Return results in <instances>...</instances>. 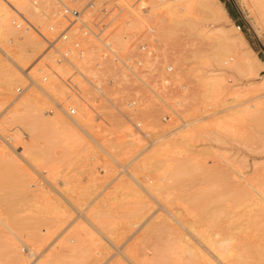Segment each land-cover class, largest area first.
<instances>
[{
	"label": "rangeland",
	"instance_id": "1",
	"mask_svg": "<svg viewBox=\"0 0 264 264\" xmlns=\"http://www.w3.org/2000/svg\"><path fill=\"white\" fill-rule=\"evenodd\" d=\"M144 1L148 2V0H144ZM220 1L222 2L223 7L226 9L227 14L229 15V17L231 19L230 22L232 24L240 26V27L238 26L239 31L241 32L242 36L244 37V39L246 41L245 48L251 49L252 50L251 53H253L256 57H258L264 64V28L258 22L256 14L249 8L248 4H249L250 0H220ZM52 2H51V6L49 8H45L44 6H43L44 10L41 8L43 12L40 9H37V11L34 12L35 14H37V12H38V14H39V15L37 14L38 17H35L38 20H36L35 18L31 19L32 17L30 18V20H28V18L26 19V17L24 16V13L22 11L17 12V14H19V13L21 14V15L19 14L17 16L20 18V20L22 18L23 21H27L33 27L34 31L37 32V30H39V31L46 32L48 35H50L51 31L48 30L47 26H48V24L54 22L55 17L57 15V7H56L55 3L53 2V4H52ZM157 3H158V1H157ZM38 4H39V1H38ZM46 9H47V11H46V13H44ZM228 10L230 11L231 15L228 13ZM13 12H15V11H13ZM148 12L151 13L150 10L148 11V8H146V9L143 7L141 8V10H140L141 14L140 15H142V17H143L141 19L143 21L141 23H143V24H141L142 28L140 27L135 31L137 34L143 33L148 25L153 26L155 24L156 18H155V15L153 16L154 11H152L151 14ZM127 13H128V11H122V17L123 18L121 21L116 22L117 25H119V26L127 25L125 20H126V18H129V15H130ZM145 14L147 17L145 16ZM202 15H204V16H202ZM202 15L196 11H193V14L191 15L190 19L192 22H194L195 28H193V31H192V29L191 30L188 29L190 32V35L187 36V34H186L187 30L184 32L183 31L184 29L183 30L180 29L178 34L176 35V37H174L173 39H168L166 42L164 41L163 45L158 46V45L152 44V46H153L152 57H146L145 58L146 64L150 68L151 67L153 69L156 68V72L158 73V75L160 77L165 76L166 78H168V80H169L168 86L165 88V92L163 93L164 98H165V100L170 98V100L168 99L169 101L167 100V102L168 103L170 102L169 104L171 106H175V108L179 109V112H181L182 116L183 115H184V117L188 116L186 114V110L192 112L191 115L189 116L190 118H192L194 115L197 116L199 114L204 115V114L211 113V115L205 117L202 120V124H203V126H201V128L203 127L202 131H199L200 128H198V129L196 128L197 131L194 132L193 130H191V129H193V125L180 126V128H179L178 125L180 123H176V124L175 123H162L160 120V116L164 111H166V108L158 100H156L152 96H150L146 93H143V92L132 91V89L129 88L130 84L128 85V82L119 84L118 88L121 92L119 91L118 94H114V96L118 98L120 107L123 110L127 109L124 106V103L128 98H133V97L137 98L138 104H140V105L137 106L135 110L130 112L132 115L131 118L140 120L143 127L149 131V134L151 137L150 142L159 136H161V137L163 136L162 138L170 137L171 134H172V136L175 137V141L177 140L175 143H172L173 144L172 146L170 144L167 146V150L169 148V152L166 150V147L164 148L166 151L164 149H162L163 153H161L162 151L160 153L163 154V156L162 155L159 156L160 155L159 154L156 157H152V158L147 157V159L150 158L152 160V161L149 160V162L151 161V165L156 160L155 158H158V160H160V162L162 164L166 161L165 164H163V165L167 164L168 168L171 164V166H170V168H171L172 165L176 164L177 162L183 161L182 158L185 157L186 153L188 152V148L190 147V149H191V147H192V150H194V152L192 153V156L195 158V160L199 164H201L202 167L207 166V169H205L206 172L201 171L203 173L202 174L199 171L200 175L195 176L196 178L192 179L191 180L192 182L190 180H185V181L181 180L179 183L176 182L178 184L174 183L175 186H171L169 188H163V192L161 191L162 193H160L158 196V198L159 197H161V198H159V199L157 198L158 199L157 202H156V200L150 198V196L146 195L142 190H137L138 192H135L131 189L124 190L123 193L125 194V197L123 196L124 198H122V195H124V194H122V190L119 189L121 187L119 184L120 183L119 180H123V182L128 183L129 181L126 182V180L129 179L131 173L133 175H135V177L137 178V181L141 180L140 183H143V184H145L144 182L147 183V181H148V183L150 181L152 182L156 178H159V181H164L163 177H161L162 175L158 174L155 177V175H156L155 173H153L151 171H147V169L150 168L151 165L149 163L150 167L149 166L147 167L148 164H146V161H148V160L145 159L146 157L145 158L141 157L144 155L146 150H145V152L138 154L139 151H141L150 142L146 143L140 137L131 136V135H133L132 133H130L132 131L131 125L123 117L116 114L112 109L107 107L105 103L96 102V101L94 102L93 96L91 94L87 95V97H89L88 101H89V103L93 104L102 113L104 123L95 122L92 112L90 110H88L86 108V106L81 101L79 102V100H78V104L77 103L75 104V102L77 101L76 99H74L72 97L68 98L67 90H65L66 88L59 82V80L54 76V74L57 73L60 75H65L69 71V68H68V66H66L67 67V68L65 67L66 70L65 69L63 70L61 68V71H60V67H63V65H65V63H61L56 59L57 55L55 54V52H53V50H51V49L46 48V45L41 40V38L36 34V32H34L31 29L25 30L22 26L18 27V24L15 25V27H13L16 30L13 29L11 31V33L14 31L12 35H11V33L5 32V34H4L5 36L2 37L4 39L1 38L2 42L5 40V46H7V47L10 46L9 48L15 49L16 48L15 46H17V42L19 45L21 43V46H22V47L20 46L21 48H23L25 46L24 47L25 49H23L25 51L24 55L25 56L29 55L28 56L29 58H28L27 62L25 63V65L29 66V75L32 74L33 76L32 75H30V76H32V78L34 77V79H37L39 81H41L40 80L41 76L46 75L47 76L46 80L41 81V83L44 85L47 84L48 81L51 82V84H52V80H53V84L52 85L50 84L51 87H49L50 85L48 84V87H46V88L49 90V89H53L52 86L55 87L53 91L49 90V92L52 95H54L55 100H59V101H61L60 103H63L65 105L71 104L74 106V108H75V106H80L82 104L81 105V109H83L82 114H81L79 107H78L77 111H79L81 116L83 118H85L84 122H87L85 124V127L89 130V132L94 134L93 136L95 137V139L100 144H102V145L104 144V146L105 145L110 146L111 143H114L115 145H117L116 142L120 141V143H121L122 139L128 138V137H131V138L133 137L132 138L133 141L131 140V141H129V143H127L125 145H123V144L117 145L118 147H115L113 149L114 151L111 149L113 154L116 155L115 156L116 161L111 160L107 155H105V153L102 152V150H100L99 148H97L98 146L94 142L88 140V138H86L80 130H78L77 128L75 130L74 129L75 126L73 124H71L70 122H68L69 125L67 126V128L68 129L70 128V132H72V134H73V132H74V134H78V133L82 134L83 136L78 134L80 139L77 138L78 136L76 137L77 139L73 138V136H72V137H70V139H69V137H67L65 139L62 138V141L64 139V142L67 139L66 142L69 141L68 143L59 142V141H61L60 138L63 136H61V137H60V135L57 136V134H55L53 131H51V134H52L51 135L49 133L50 132L49 127H48L49 132L47 135H44L43 137L38 136V138L35 139L36 138L35 135H40V134L34 133L35 135H33V134L31 135L30 133H27L26 131L28 129L26 130L24 125H26V123H28L29 120H31V119L33 120L35 118V116L38 115V113H40V111H41V113H42V111H44L45 112L44 114H47V115L52 114L54 112V109H55V108H53V109L49 110V108L51 107L52 101H50L43 94V92H40L39 89H36L34 87H29V90L27 89L26 93L27 94L31 93L33 96H35L34 97L35 101H37L39 99L37 101V104L36 105L35 104L29 105L27 108L26 107L25 108L20 107V110L17 112V114H18L17 117H20L21 118L20 120H22V121L19 122L18 120H16V118L13 117L15 122L10 121V120L5 122L6 119L7 120L11 119L9 117L11 115V113H9V115L8 114L6 115L7 111L10 109V106H6V105H8L10 98L12 97L11 95H16L17 94L16 89L19 87L23 88L24 84H27V80H26V76H24L25 74L23 75L21 73V76H24V77H22L23 82H24L23 85L21 83L20 84L15 83L16 85L14 84L13 85L14 87L12 86L11 94L7 98L3 97L5 95L2 93H4L5 90H3L4 83L2 84L1 82L2 81L4 82V80L7 79V78H5V75H6V77H8V75L4 73L5 69L3 67L0 68V103H1L0 104V118H1L0 119V146H2L4 149L3 150L2 147L0 148V214H1L0 216H1V218L3 217L2 219L4 221L7 219L8 214H6L7 212L5 213L6 208H8L9 213L13 214L14 212H11V211H13L14 209L11 210V207L14 208V205L12 203L15 202V203H18L16 206L17 210L15 209V214L19 215L17 217L19 219L24 218L25 222H28V223L30 222L31 225H33V226L36 225V226H34L35 230L36 231L39 230L37 234H39L41 236L40 237L41 241H39V243H38V241L35 242L33 240L34 238L33 239L28 238V236H26V232L23 230H19V232L16 233V234H18V236L20 235L19 237L22 238V240L26 241L29 244L31 243V246L34 247V252L31 254L34 255L35 262L40 257H43L44 254H46L47 252L51 253V252L55 251V253L52 254V257L55 260V261H53V264H71V263L76 264L75 260H76V258L79 257L78 256L79 253L84 251V252H82L83 253L82 258L80 259V257H79V260L81 261L80 264H132V263L133 264H163V263H165V264H186V261H188L187 264H191V263L196 264L197 261H198L197 264H204L203 263L204 259H202V257L201 258L196 257V259H192L190 261L189 260L190 258H188L187 254H183V253L179 254V252H172V251H170L171 253L170 252L168 253L169 255L167 254V256L164 258L165 260L157 258V256H156L157 251L161 247H163L165 245V243L166 244L170 243L168 241L170 239L172 240V237H176V236H178V234L179 235L186 234V233H184L186 230L183 231L181 228H180V230L177 228V231H174V232H172L169 229L166 230L167 228H164L166 230V232H165V230H162V228H161L162 224L161 223L167 221V216H168V215H166V212H164L162 208L165 209L168 207V211L169 212L171 211L170 212L171 214L176 215V216L178 215L179 219L183 220V222L185 220H187L184 222L185 226L187 228H188V226H187L188 224L191 225L193 223L192 227L189 225L190 229L186 228L187 230H191L192 228L197 227V229L199 231H204V228L206 227L205 230H207L209 232L210 231L209 228H211V230L213 232V230H215V229L218 231V229H220V228L223 229L225 227V228H229V229H224V231L227 230L225 232H228L231 236H236V239H235V237H234V239H235V242L237 244H238L239 237L241 239L243 238L245 240V242L248 241L251 243L261 244L262 246H261L260 251H258L259 252L258 254L256 253L257 251L254 252V250H253L250 253H248L245 257H246V261L248 264H254V262H255V264H258V263L264 264V252H263L264 250H262V248L264 246V238H263L264 236H262L264 234H262V233H264V232L259 234L262 236V237L260 236L261 239L258 235L257 236L255 235L256 233L258 234L259 231L260 232L262 230L264 231V221H261L260 223H258L261 225H258L257 223H255V225H253L254 226L253 229H252L253 226L246 227L247 229L245 228L243 230V234H240L239 230H237V229L235 230L234 227L232 228L231 226H234L236 223H240V221L244 222V220H242V219L246 218L245 214L248 212L247 208L245 209V207L243 208V206H236L233 208L234 212H236L237 215L243 213V212H241V210L242 211L246 210V213L245 212H244L245 214L243 213V216H245V217H243L241 215L242 217L240 216V218H238L239 222L236 220L237 222L235 221L236 223L233 222V224H232V223L227 222V220L229 221V220L233 219L232 217H229L228 219L225 218L226 221L223 217V218L218 220L219 222L215 221V222H217L215 224V223H211V221L209 220V218H210L209 216H208L209 218L206 216L208 218V220L206 219V217H201V218H200V216L195 217L196 215L199 214L198 209H200V208L194 207L195 205H193L189 201L190 197H188V196H191L189 194H194L193 191L203 189V187L205 188V186L209 182L219 181V179H220L219 177H217L215 179L212 178V181H210L211 179L208 180L209 182L206 180V179H209V177L211 178L212 176L216 177L217 174L214 172V170H216V169H214L216 167V165L220 164V167H218L219 165L217 166L218 168L216 167L220 171L223 168L225 169V170L223 169L221 171L222 174L224 172L226 173V172L230 171V173H228L226 175L227 177H230L233 174V172L231 173L230 167L228 165L227 166L229 168L227 166H224L225 163L223 161V158L225 156H226L225 158L227 160L233 162L235 167L238 168L237 170L241 171L240 173L244 177L246 176V178L251 179V180H256V181L258 179L261 180L264 177V96H260L256 99H252V100L249 99L252 96L258 95L260 93H264V87H262V86L260 87L258 85V83L260 81L259 77L264 75V68L262 67V68L258 69V71H257L258 76L257 75L251 76V75L245 74V72L239 71L233 64H231V62L233 60H229V63L225 62L226 59H231L233 57L232 54H225V55L222 54V56L221 55L220 56H221V59H223V60L222 61L217 60V58L214 56V52H216V50H215L216 44L214 43L215 41L212 40V37H214V35L216 36V34H215L216 32H214V29H216L215 27L218 24L216 22L213 23V21H211V20H207L209 15H206L205 13ZM149 17H151V18L149 19ZM203 17L204 18L206 17L205 18L206 20L202 19ZM33 20H35V21L32 22ZM117 25H116V27H117ZM7 27L8 26H6V28ZM153 27H155V26H153ZM197 29H202V30H208L209 29L211 31V37L207 38L206 40L200 39L199 37H197L194 34ZM129 30H130L129 31L130 33L133 32V29L131 27L129 28ZM212 32H214V33H212ZM155 33H156V30H155ZM31 35L33 37L30 39L29 37ZM27 41H29V43ZM131 42H132V38H128L124 47L121 49V51H123V50L127 51V49H128L127 45L130 44ZM36 43H38V45ZM35 44L38 47H36ZM61 45H62V43H58L55 45L56 46L55 48H58ZM96 45L98 46V44H96ZM97 46H95V44H91L89 47H87L84 50V53L81 56H79V57L75 56L76 58L73 57L75 60H77L76 64L77 65L79 64L80 65L79 67H81L82 69L91 70L94 62L99 58L100 51L98 53ZM35 48H37V49L35 50ZM91 48H93V49H91ZM88 50H90V51L93 50V51H91V54H93V55L88 54V52H89ZM86 51H88V52L85 53ZM194 52L196 54H193ZM22 54H23V51H22ZM0 57L2 58V60L4 59L1 62V64L6 63V64H4V66L5 65H11L10 63H7V60L5 58H3L1 52H0ZM185 57L187 59L188 68H191V70L195 69L194 73L191 74L189 78H185V76H182L181 78L171 79V77H170L171 73L175 72L180 67H182V68L186 67L184 64L179 66L180 65L179 62L181 61L182 58H185ZM74 59H73V62H74ZM28 63H29V65H28ZM178 63H179V65L177 66ZM58 64H59V66H58ZM167 65H170L172 67V70L170 72L165 71V67ZM32 66L34 68V71H33V69L30 71V68H32ZM101 67H102V73L105 76L111 77V78H115L117 76H120L123 78L121 71H119V69H117V66L114 67V65L111 64V62H109V61H108V63H107V61L103 62L101 64ZM182 68H180V69H182ZM1 69H3L4 71ZM207 69H212L216 73L221 75V78H222L221 85L223 87V92L221 95H219L220 97H218V98H214L215 94L210 93V95H208V97H207L208 101H207V98H205L204 100L202 99V101H201V97L198 96L199 95L198 92L200 90V85L196 82V78L194 77L195 76L194 74L201 73L202 71L207 70ZM37 73H40V74L37 75ZM60 87H63L64 90H63V88H61L62 90L59 89ZM182 87H184V88H182ZM6 88H7V85L5 84V89ZM107 90H109V89H107ZM186 90H188V91H186ZM35 91H36V93H35ZM107 92H108V95L111 94V92H109V91H107ZM174 92H175V97L173 94ZM187 92L189 93L190 99H186V102H182L180 104H177L175 100L180 99L181 97H184L186 94L188 95ZM36 94H38V95H36ZM180 94H181V96H180ZM64 95H65V97H64ZM235 96H237V97H235ZM147 97H149V98H147ZM221 97L224 99H227V100H229L231 98H235L233 102H237L238 103L237 106L240 109L239 114L237 113L238 115L233 117L234 120H232V121H234V122L230 126H225L222 122H220V124H218V122L221 121L222 119L217 120V124L213 120V118L217 115V114L215 115L213 113V111H215L216 108H222L223 107L221 105V101L219 100V98H221ZM71 100H76V101L73 102ZM85 101L87 102V100H85ZM203 102L204 103L206 102L207 103L206 105H208V106L204 105ZM203 105L206 106L204 113L199 110L200 107L202 109H204ZM144 106H145V108H147V111L150 112V116H152L150 119L145 118L147 111H144V109H145ZM24 109H26V110H24ZM36 109H38V111ZM194 110H195L196 114L193 113ZM2 111L3 112L5 111L4 112L5 114ZM1 114L3 115V117ZM25 114H27V116H25ZM218 114H220V113H218ZM5 117H6V119H5ZM82 117H81V119H82ZM13 119H11V120H13ZM2 120H3V122H2ZM120 121L124 124H120V123L116 124V122H120ZM13 122L18 123V124H14ZM22 122H25V123H22ZM21 127H23V128H21ZM29 127L30 126H28L26 128H29ZM176 127H177V129H176ZM198 127H200V126H198ZM173 128H175V129L172 130ZM21 129H22V131H21ZM46 130H47V128H46ZM126 131L128 132V134ZM75 132H77V133H75ZM15 133L16 134L18 133V136H15L16 135ZM129 133H130V135H129ZM7 134L12 135V137H13L12 141L9 140V137L7 138V136H8ZM31 136H34V138L31 139L32 138ZM187 136H188V139H186ZM180 137L185 140V143L187 141L186 145L184 143V140H182ZM30 139L32 140L33 146H36V147L40 146L39 148L43 149V151L46 152L45 157L43 156L44 159L43 158H40V159L37 158L38 162H39V160H40V162L39 163L37 162L38 164L37 163L34 164L37 167L36 168L37 173H36V171L33 170L32 166H29L30 164H32V162H30L29 157L27 158L28 155L24 152L25 155H27L26 156L27 160H29V162H30V164H29V162H27L29 165L26 163V160L24 159L25 157H23V155H20V154L18 155V153L16 152V151L23 150L25 147L29 148L31 146V142L29 141ZM70 141L72 144L70 143ZM7 142L14 145L15 148L13 147L12 149H15V150H11V147L7 146V144H8ZM74 142H77V143H74ZM16 143H17V146H16ZM59 143H61V144H59ZM19 144L21 145L20 146L21 148L18 146ZM23 145L25 147H22ZM83 145H84V147H83ZM33 146H32V148L36 149V147H33ZM38 147H37V149H39ZM105 147L110 151V149L107 146H105ZM186 147H188V148L186 149ZM16 148H17V150H16ZM45 149H48V150H45ZM204 150H205V152H204ZM86 151H87V153H86ZM182 151H184V152L182 153ZM178 152H179V154H178ZM206 152H207V154H206ZM216 152H218V153H216ZM12 155H13V157H11ZM46 156H47V158H46ZM217 156H219V157L216 159ZM133 158H134V160H133ZM210 158H212V159L210 160ZM23 159L25 160V162ZM136 159H138V160H136ZM143 159L145 160V163H144ZM47 162H48V164H51L52 169L50 168V170L51 171L53 170V172H51L49 170L48 166H46ZM213 162H214V164H213ZM142 163L146 164L147 169L145 168L144 165H143L144 169L142 168ZM256 163H258V164H256ZM11 164H14V165H11ZM18 164H20V165H18ZM53 164H55V167L53 166ZM221 165L223 168L221 167ZM49 167H50V165H49ZM108 167H109V169H107ZM210 168H211V170H209ZM145 169H146V171H145ZM200 169L204 170L203 168H200ZM44 170H46V171H44ZM227 170H229V171H227ZM38 171L41 174H39ZM91 172H93V173L91 174ZM127 172L128 173L130 172V173L128 174ZM209 172L211 173L209 176L203 177L205 175H208ZM213 173H215V174H213ZM142 174H143V176H142ZM258 174L259 175L261 174V175L259 176ZM92 176H94V177H92ZM222 177H223V175H222ZM255 177H257V178L255 179ZM45 178H46V180H44ZM144 180H146V181H144ZM260 180H258V181H260ZM182 181H183V183H182ZM166 183H170V181H168ZM20 184L21 185L23 184V185L21 186ZM93 184H94V186H93ZM26 185H27V187L24 190V192H22V194L18 193V191H15V190H17L16 188L25 187ZM117 186H120V187H117ZM37 188L41 191H42V189H44L46 191L45 193L44 192L43 193L45 194V196L49 195V197H50L48 199L49 201H53L52 198L55 197L56 199H54V201L52 202L51 205L55 206L56 208L63 205L62 207H59V208L61 210H63L62 208H64V213H63V211L62 212L59 211L58 215H57L56 212L59 209L56 210L55 207L51 206V208L52 207L55 208V210L53 212L52 211L53 208H52V210L50 207L48 208L49 203H50V202L47 203V200H46L48 196L47 197L43 196V197H45L46 201L44 199H42L43 201H41L40 197H39V199H40L39 200L37 196H39V194H41V193H39V194L37 193V192H39V190ZM55 188L57 189V192H56ZM197 188H199V189H197ZM116 189L120 190L121 195H119V193H118L119 191ZM114 190L117 192H115ZM220 190H221V187H218V189L216 191H220ZM63 191H64L65 196L62 194ZM169 192H171V194H168ZM13 193H15V196ZM34 193L38 194V195L36 194L37 200L34 199V201L36 200V202L38 201L40 203H38V202H37V204H36V202L34 203L32 197H31L33 194V198H34ZM59 193L62 194L61 196H64L63 199L66 198L65 200H67V201L62 200L61 196H60L61 198H59V196H58V195H60ZM137 193H140V195H141V200L139 199L140 203H139V200L137 198ZM115 194H117V195H115ZM97 196L100 198H98ZM68 198L72 201L71 203H70ZM187 198H189L188 201L186 200ZM60 199L62 202L65 201L64 204L61 203ZM178 199H180V200H178ZM55 201H57L56 205L54 203ZM95 201H96V203H95ZM159 201H161V202H159ZM90 202H91V204H90L91 207L95 206L97 210L100 209V211H102V214H97V217L101 218V219H99V218L98 219L100 220V222L102 220L103 226L99 222H96L93 220V225L95 224L94 228H93L91 223H90L91 224L90 225L87 220H85L82 216H80L78 214V211L79 210H85L84 208ZM137 202H138V204H136ZM169 203L171 205H169ZM190 203H191V205H188ZM205 203H204V206H205L206 210H209L214 206V205H212V206L208 207L209 202L207 201V204H205ZM40 204L41 205L43 204V205L41 206ZM58 204H62V205L58 206ZM97 204H99V205L96 206ZM39 205L41 207H39ZM74 205L77 208H74ZM102 205H104V206H102ZM161 205H164V206L160 207ZM192 206L194 208H192ZM9 207H10V210H9ZM65 207L68 211L65 210ZM91 207L88 205L87 208L90 209ZM144 207H146V209L148 207L149 210L147 209V212H146V209ZM87 208L85 210L86 212H87ZM195 208H198V209H195ZM74 209H76V210H74ZM185 209H186V211H185ZM190 209H192V210H190ZM193 209L198 210V211H196V213L197 212L198 213L196 214L195 211H193ZM165 210H167V209H165ZM106 211H107V213H105ZM68 212H69V214H67ZM27 213H29V214H27ZM66 214L68 215V217ZM106 214H109V215H106ZM157 214L161 215V216L158 215L159 219L157 217ZM59 215H60V217H58ZM100 215H102V216L106 215V216L102 217ZM21 216H24V217L21 218ZM163 216L166 218L165 221H163V219H162V218H164ZM75 219H78V220H75ZM155 219H157V220H155ZM223 219H224V221H222ZM103 220L105 222H103ZM140 220H141V222H140L141 224L139 223ZM168 220L170 223H173V222H171V220L169 218H168ZM189 220L191 222H189ZM186 222H188V223H186ZM212 222H214V221L212 220ZM1 224L2 223H0V248H1L0 249V264H7L8 263L7 260H9V257L7 254L8 248H7V245L5 246V244H6L7 240H9L10 235L12 237L11 239H15V238H13V235L8 233L6 227L1 225ZM156 224H160L161 227L159 226V228L156 229L155 227H153V225L155 226ZM210 225H214V226H210ZM255 226H258L259 228L255 227ZM69 228H71V229H69ZM194 229L197 230L196 228H194ZM143 230H145V231H143ZM254 230H257V231H254ZM97 231L99 233H97ZM169 231H171L172 233ZM224 231L222 230L223 233H224ZM248 231H249V233L251 231V233L249 235H245V234H248ZM177 232H179V233L177 234ZM233 233H234V235H232ZM251 235H254V237ZM151 237L153 238L154 241H152ZM251 237H253L254 239L253 238L251 239ZM255 237H256V240H255ZM257 239H260L259 241L260 242L262 241V243L255 242V241H258ZM15 241H16V239H15ZM155 243H156V245H155ZM39 244L41 247L39 246ZM151 245L153 247H151ZM18 246H19V244H18ZM154 246H157V247L155 248ZM5 248H6V251H5ZM71 248H75L76 252L70 251ZM77 248H79V249H77ZM151 249H153L152 251H154L155 254L153 252V255H151L152 254ZM49 250L50 251L53 250V251L49 252ZM118 251L119 252L121 251L120 255H119ZM123 251L126 253H124ZM59 252H61V253H59ZM113 252H114V254H113ZM73 253L74 254L76 253L74 256L75 259H72L73 255H74ZM54 254L57 255V258H56V255H54ZM58 254H60L59 257H58ZM26 255H27V260L23 264H32L31 257H29L28 254H26ZM154 255H155V257H153ZM179 255H180V257H178ZM206 255H208V254H206ZM153 258H155V260ZM184 258H186V261H184ZM198 258H200V259H198ZM227 258L228 257H226V259ZM94 259H96V260H94ZM166 259H168V260H166ZM139 261H140V263H139ZM153 261H156V263H154ZM216 262L212 261L213 264H217ZM205 264H208V262H205Z\"/></svg>",
	"mask_w": 264,
	"mask_h": 264
},
{
	"label": "bare ground",
	"instance_id": "2",
	"mask_svg": "<svg viewBox=\"0 0 264 264\" xmlns=\"http://www.w3.org/2000/svg\"><path fill=\"white\" fill-rule=\"evenodd\" d=\"M38 1H39V4H37V5H35L36 3H38ZM157 1H158V3H157ZM51 0H0V52H1V54H2V56H3V58H5L6 60H7V63H10L11 65H5L4 66V64H6V63H2L1 64V62L4 60H2V58L0 57V68L1 67H3L4 69H5V74H7L8 75V77H6V75H5V78H7V79H3L4 80V82L2 81L1 83L3 84L4 83V88H3V90H5L4 91V93H2V94H4L5 96H3V97H8L10 94H11V90H12V86L15 84V83H21L22 85H23V78L22 77H24L25 75L24 74H27V72L29 73V66H27V65H25V63L27 62V60H28V56L29 55H27V56H25L24 54V50L23 49H25L24 47L23 48H21L22 46H21V43H20V45L18 44V42H17V46H15L16 48L14 49H12V48H9V47H7V46H5V40L2 42L1 41V38L3 37V36H5L4 34H5V32H8V33H11V31L13 30V29H15V28H13V27H15V25H17L18 23H19V20H20V18L17 16V15H19V14H17V12H19V11H22L23 13H24V16L26 17V19L28 18V20H30V18L31 19H34L35 17H38V12H37V14H35L34 12L35 11H37V9H40L41 11H42V9L44 10V7L45 8H49L50 6H51ZM52 4H53V2H52ZM111 5H114V6H118V7H120V10L121 11H128V13L127 14H130L129 15V18H126V20H125V22H126V24L127 25H125V26H119V25H117V27H116V25H115V27L116 28H114L113 29V31H112V34H111V41H112V43H113V45L117 48V49H119V50H121L123 47H124V45H125V43H126V41H127V36H128V32L130 31L129 30V28L131 27L132 29H133V32L134 33H136L135 31L138 29V28H140L142 25L141 24H143V23H141V22H143L141 19L143 18L142 17V15H140L141 13H140V10H141V8L143 7V8H148V11L150 10L151 11V13H152V11H154L153 12V16L155 15V18H156V21H155V24L153 25V26H155V27H153L155 30H156V33H155V37H156V41H155V43L153 44V45H163V42L165 41H167L168 39H173L174 37H176V35L178 34V32H179V30L181 29V30H183L184 32L187 30V36L188 35H190V32H189V30L188 29H192V31H193V28H195V26H194V22H192L191 21V15L193 14V11H196V12H198V13H200L201 15L202 14H206V15H209V17L207 18V20H211V21H213V23L214 22H216L218 25V27L216 26L215 28L216 29H214V32H216L215 34H216V36L214 35V37H212V40L213 41H215L214 43L216 44L215 45V50H216V52H214V56L217 58V60H219V61H222L223 59H221V56H222V54H232L233 55V57L231 58V59H226L225 60V62L226 63H229V60H233L232 62H231V64H233L239 71H242V72H245V74H247V75H251V76H258V69L259 68H264V64H263V62L258 58V57H256L253 53H251L252 52V50L251 49H246L245 48V44H246V41H245V39H244V37L242 36V34H241V32L239 31V27H238V25H235V24H232L231 22H230V17H229V15L227 14V11H226V9L223 7V5H222V2L220 1V0H148V2L147 1H144V0H140V2L139 3H137V4H132L131 3V0H113L112 2H111ZM44 6V7H43ZM248 6H249V8L256 14V16H257V19H258V22L260 23V25H262V27L264 28V0H250L249 1V4H248ZM42 8V9H41ZM54 8V7H53ZM14 9V10H13ZM39 10V11H40ZM13 11H15V12H13ZM46 11H47V9L45 10V12L44 13H46ZM147 11V10H146ZM43 12V11H42ZM43 13V14H44ZM148 13H150V12H148ZM150 13V14H151ZM21 15V14H20ZM35 15V16H34ZM37 15V16H36ZM34 16V17H33ZM145 16H146V14H145ZM152 16V15H151ZM202 16H204V15H202ZM23 17V16H22ZM147 17V16H146ZM151 17H149V19H150ZM206 18V17H205ZM204 17L202 18V19H205ZM210 18V19H209ZM22 19V18H21ZM36 20H38L37 18H35ZM153 19V18H152ZM18 20V22H15V21H17ZM206 20V19H205ZM35 20H33L32 22H34ZM145 21V20H144ZM37 22V21H36ZM229 22V23H228ZM145 23V22H144ZM6 26H8L7 28H6ZM142 28V27H141ZM203 29V28H202ZM202 29H197L196 31H195V35L197 36V37H199L200 39H207V38H210L211 37V31L209 30H202ZM16 30V29H15ZM195 30V29H194ZM216 30V31H215ZM191 31V32H192ZM14 32V31H13ZM13 32L11 33V35L13 34ZM132 32V31H131ZM182 32V31H181ZM180 32V33H181ZM210 32V33H209ZM214 32H212V33H214ZM130 33V32H129ZM29 34V33H28ZM192 34V33H191ZM29 37V36H28ZM33 36L31 35L29 38L31 39ZM190 37V36H189ZM186 38V37H185ZM2 39H4V38H2ZM30 41V40H29ZM29 41H27L28 43H29ZM7 42V41H6ZM24 42V41H23ZM33 42V41H32ZM37 45H38V43H36ZM35 44V45H36ZM9 45V44H8ZM36 45V47H38ZM21 46V47H20ZM30 46V45H29ZM95 46H97L96 44H95ZM128 46V45H127ZM56 47V46H55ZM156 47V46H155ZM30 49V48H29ZM37 48H35V50H36ZM91 49H93V48H91ZM158 49V48H157ZM161 49V48H160ZM23 51V54H22V51ZM28 50V49H27ZM26 50V51H27ZM40 50V49H39ZM89 51V52H88ZM88 51H86L85 53H87L88 52V54H91V51H93V50H88ZM96 51V50H95ZM97 51H98V53H99V51H101L100 50V47L99 46H97ZM124 51V50H123ZM162 51V50H161ZM83 53H84V51H83ZM94 53V52H93ZM97 53V54H98ZM193 54H196L195 52L193 53ZM91 55H93V54H91ZM96 55V54H95ZM221 55V56H220ZM76 58V57H75ZM74 59V58H73ZM31 60V59H30ZM82 60V59H81ZM91 60V59H90ZM83 62V61H82ZM53 63V62H52ZM74 63L76 64L77 63V60H75L74 59ZM85 63V62H84ZM107 63H108V61H107ZM179 63H180V65H179ZM178 64H177V66L179 65V66H181V65H185L186 67H180V68H182V69H178V70H176L175 72H173V73H171L170 74V77H171V79H173V78H181L182 76H185V78H189L190 77V75L191 74H193L194 73V71H195V69H192L191 70V68H188V63H187V59H186V57L185 58H182L181 59V61L179 62ZM56 64V63H55ZM111 64H113V63H111ZM28 65H29V63H28ZM77 65V64H76ZM114 65V64H113ZM58 66H59V64H58ZM66 66H68V65H63V67H60V71H61V68L64 70L65 69V67ZM78 66H80L79 64H78ZM167 66H170V65H167ZM114 67H116L115 65H114ZM171 67V66H170ZM59 68V67H58ZM67 68V67H66ZM178 68V67H177ZM33 69V71H34V68H33V66H32V68H30V71ZM80 69H81V67H80ZM117 69H119V71H121V73H122V76H123V78H126V73L122 70V69H120V68H118L117 67ZM151 69H153L152 67H151ZM1 70H3V69H1ZM28 70V71H27ZM36 70V69H35ZM66 70V69H65ZM4 71V70H3ZM36 72V71H35ZM59 72V71H58ZM21 73L24 75V76H21ZM3 74V73H2ZM36 74V73H35ZM38 74H40V73H37V75ZM30 75H32V74H30ZM195 76V78H196V82L200 85V90H199V95L198 96H200L201 97V101H202V99L204 100L205 98H207L208 97V95H210V93H213V94H215L214 95V98H218V97H220L219 95H221L222 94V92H223V87H222V85H221V80H222V78H221V75L220 74H218V73H216L214 70H212V69H207V70H204V71H202L201 73H198V74H194ZM33 76V75H32ZM36 77V76H35ZM165 76H163V79H162V81L164 82V83H167L169 80H168V78H166ZM260 78V81H259V83H258V85L261 87H264V75H262V76H260L259 77ZM33 80H34V82L36 83V84H38V85H40V88H38L39 89V91L40 92H43V94L50 100V101H52V103H56V102H61V101H59V100H55L54 98V95H52L50 92H49V90H54V88L55 87H53L52 86V88L53 89H47L46 87H48V84L50 85L51 84V82H47V84H42L41 83V81H39V80H37V79H34V77H33ZM40 80H41V78H40ZM55 81V80H54ZM5 84L7 85V88L5 89ZM52 84H53V80H52ZM51 84V85H52ZM16 85V84H15ZM51 85L49 86V87H51ZM124 85V84H123ZM182 85V84H181ZM125 86V85H124ZM14 87V86H13ZM61 88H63V87H60L59 89H61ZM129 88H131V87H129ZM184 88V87H183ZM29 90V85H27V84H24V87H23V91L21 92V93H19V94H16V95H11L12 97L10 98V101H9V103H8V105H6V106H10V109L7 111V113H6V115L8 114L9 115V113H11V115L9 116L11 119H13V117L14 118H16V120H18L19 122L20 121H22V120H20L21 118L20 117H17L18 116V114H17V112L20 110V107H23V108H27L29 105H36L37 104V101L39 100H37V101H35V99H34V97L35 96H33L31 93L30 94H27L26 93V90ZM31 90V89H30ZM62 90V89H61ZM63 90H64V88H63ZM66 90V89H65ZM130 90V89H129ZM38 91V92H39ZM179 91V90H178ZM186 91H188V90H186ZM110 92V91H109ZM121 92V91H120ZM182 92V91H181ZM35 93H36V91H35ZM108 93V92H107ZM188 93V92H187ZM14 94V93H13ZM54 94V93H53ZM174 94V97H175V92L173 93ZM36 95H38V94H36ZM179 95V94H178ZM56 96V95H55ZM166 96V95H165ZM180 96H181V94H180ZM260 96H264V93H260V94H258V95H255V96H252V97H250L249 99H256V98H258V97H260ZM64 97H65V95H64ZM199 97V98H200ZM212 97V96H211ZM235 97H237V96H235ZM39 98V97H38ZM147 98H149V97H147ZM75 99V98H74ZM169 100H170V98H168ZM168 99H166L165 100V98H163V100L166 102V103H168L167 102V100ZM186 99H190V97H189V93H188V95L186 94L184 97H181L180 99H177V100H175L176 101V103L177 104H180V103H182V102H186ZM234 99L235 98H231V99H229V100H227V99H224V98H219V100L221 101V105L223 106L222 108H216L215 109V111H213V113L216 115L214 118H213V120L216 122V124H217V120H221V121H219L218 122V124H220V122H222L225 126H230V125H232V123L234 122V121H232V120H234V116H236V115H238L239 114V108H238V106H237V102H233L234 101ZM2 100V99H1ZM70 100V99H69ZM77 100V99H76ZM76 100H71V101H76ZM168 100V101H169ZM207 101H208V98H207ZM80 102V101H79ZM145 102V101H144ZM232 102V103H231ZM44 103V102H43ZM78 104V100L75 102V104ZM143 103V102H142ZM170 103V102H169ZM168 103V104H169ZM204 103V102H203ZM1 104V103H0ZM155 104V103H154ZM172 104V103H171ZM188 104V103H187ZM207 103L205 102L204 103V105H206ZM4 105V104H3ZM82 105V104H81ZM81 105L80 106H75V110L77 111V109H78V107H79V109H80V111H81V114H82V111H83V109H81ZM203 105V106H204ZM38 106V105H37ZM46 106V105H45ZM84 106V105H83ZM206 106H208V105H206ZM206 106H204V109H202L201 107H200V111L201 112H203L204 113V110H205V107ZM77 107V108H76ZM36 108V107H35ZM83 108V107H82ZM144 108H145V106H144ZM7 109V108H6ZM24 110H26V109H24ZM31 110V109H30ZM37 111H38V109H36ZM144 111H147V108H145L144 109ZM3 112V111H2ZM5 112V111H4ZM3 112V113H4ZM78 112V113H77ZM76 113H75V115L73 116V118H69L66 114H65V112L64 111H62L61 109H54V112L52 113V114H50V115H47V114H44L45 112L44 111H42V113H41V111H40V113H38V115H36L35 116V118L32 120H29V124L28 123H26V125H24V127H25V129L27 130L26 132L27 133H30L31 135L33 134V135H35L34 133H36V134H40V135H35V139H37L38 138V136L39 137H43L44 135H47L48 134V132H49V130H48V127L50 128V134H51V131H53L55 134H57V136L58 135H60V137L61 136H63V137H61L60 139H61V141H59V142H64V139L65 138H67V137H69V139H70V137H72L73 136V138H76L77 136H78V134H80V133H78V134H74V132H73V134H72V132H70V128L68 129L67 128V126L69 125V123L68 122H70L71 124H73L74 126H75V130H76V128L78 129V130H80L83 134H84V136L86 137V138H88V140H90V141H92V142H94L97 146V148H99L100 150H102V152H104L105 153V155H107L111 160H113V161H116V158H115V156L116 155H114L113 154V152L111 151V149L113 150L115 147H118L117 145H121V144H123V145H125V144H127V143H129V141H133V137L131 138V137H128V138H124V139H122L121 140V143H120V141L119 142H116L117 143V145H115L114 143H111V145L109 146V145H105V146H107L109 149H110V151L104 146V144L102 145V144H100L96 139H95V137L93 136L94 134L93 133H91V132H89V130L85 127V124L87 123V122H84V119L85 118H83L82 116H81V114L79 113V111H77ZM191 111H187L186 110V114L188 115V116H185L184 117V115L182 116L181 115V112H180V114H179V116L181 117V119H182V122L178 125V127L180 128V126H188V125H193V129H191V130H193L194 132L195 131H197L196 130V128L198 129V128H200V130L199 131H202V129H203V127L201 128V126H203V124H202V120L205 118V117H207V116H209V115H211V113H208V114H204V115H197V116H193L192 118H190L189 116L191 115ZM194 114H196L195 113V110H194V112H193ZM202 113V114H203ZM218 113H220V114H218ZM238 113V114H237ZM5 114V113H4ZM80 114V115H79ZM183 114V113H182ZM185 114V113H184ZM185 114V115H186ZM2 115V114H1ZM30 115V114H29ZM21 116V115H20ZM25 116H27V114H25ZM132 116V115H131ZM2 117H3V115H2ZM81 117H82V119H81ZM152 116H150V112H146V117L145 118H148V119H150ZM189 117V118H188ZM1 119V118H0ZM5 119H6V117H5ZM11 119H6L5 120V122L6 121H14L15 122V120L13 119V120H11ZM4 120V119H3ZM3 120H2V122H3ZM82 120V121H81ZM108 120V119H107ZM86 121V120H85ZM259 121V120H258ZM13 122V123H14ZM84 122V123H83ZM9 123V122H8ZM22 123H25V122H22ZM124 124V123H122L121 121L120 122H116V124ZM221 123V124H222ZM14 124H18V123H14ZM20 125V124H19ZM30 126L29 128H26V127H28V126ZM21 126V125H20ZM88 126V125H87ZM123 126V125H122ZM198 126H200V127H198ZM21 128H23V127H21ZM46 128H47V130H46ZM89 128V127H88ZM73 129V130H74ZM90 129V128H89ZM175 128H173L172 130H174ZM176 129H177V127H176ZM24 130V129H23ZM46 130V131H45ZM77 130V131H78ZM171 130V131H172ZM21 131H22V129H21ZM170 131V132H171ZM79 132V131H78ZM127 132V131H126ZM173 132V131H172ZM46 133V134H45ZM75 133H77V132H75ZM107 133V132H106ZM130 133H132V132H130ZM130 133H129V135H130ZM14 134V133H13ZM16 134V133H15ZM29 134V135H30ZM49 134V135H50ZM127 134H128V132H127ZM133 134V133H132ZM197 134V133H196ZM200 134V133H199ZM8 136H7V138L9 137V140H11L12 141V139H13V137H12V135H9V134H7ZM52 135V134H51ZM80 135H82V134H80ZM15 136H18V133L15 135ZM83 136V135H82ZM131 136H133V135H131ZM171 136H172V134H171ZM166 137V138H162L161 136H159V137H157V138H155L153 141H151L148 145H146L141 151H139V153L138 154H140V153H142V152H145V150H146V152L144 153V155L143 156H141L142 158H145V159H147V157H156V156H158L159 154V156H163V154H161V153H163V151H162V149H164L165 147H166V150H167V146L170 144L171 146L173 145L172 143H175L176 141H175V137L174 136H172V137ZM32 138L31 139H33L34 138V136H31ZM49 137V136H48ZM81 137V136H80ZM47 138V137H46ZM53 138V137H52ZM62 138H64L63 139V141H62ZM77 138H79V136L77 137ZM76 138V139H77ZM181 138V137H180ZM5 139V138H4ZM15 139V138H14ZM29 140L30 142H31V146L29 147V148H27V147H25L24 145L22 146V147H25L23 150H20V151H16L17 153H18V155L20 154V155H23V157H25L24 159L26 160V163L27 162H29V160H30V162H32V164H30V162H29V166H32V168H33V170L34 171H36V166L34 165L35 163H37L38 162V159L37 158H43L44 159V157H45V151H43V149H40L38 146V148L39 149H37V147L36 146H33V144H32V140ZM72 139V138H71ZM80 139V138H79ZM78 139V140H79ZM182 140H184L183 138H181ZM186 139H188V136H187V138ZM7 140V139H6ZM67 140V139H66ZM66 140H65V142H66ZM77 140V141H78ZM83 140V139H82ZM180 140V139H179ZM181 140V141H182ZM104 141V140H103ZM107 141V140H106ZM109 141V140H108ZM6 142V141H5ZM17 142V141H16ZM64 142V143H65ZM69 141H67L66 143H68ZM111 142V141H110ZM8 144H7V146L8 147H11V150H15V149H12L13 147H14V145H12V144H10L9 142H7ZM70 143H71V141H70ZM74 143H77V142H74ZM86 143V142H85ZM105 143V142H104ZM184 143H185V140H184ZM186 143H187V141H186ZM186 143H185V145H186ZM14 144V143H13ZM59 144H61V143H59ZM72 144V143H71ZM177 144V143H176ZM175 144V145H176ZM41 145V144H40ZM69 145V144H68ZM67 145V146H68ZM181 145V144H180ZM16 146H17V143H16ZM19 147L21 146L20 144L18 145ZM32 146L33 147H36V149H34V148H32ZM62 146V145H61ZM73 146V145H72ZM170 146V147H171ZM2 146H0V148H1ZM70 147V146H69ZM68 147V148H69ZM83 147H84V145H83ZM189 147V146H188ZM188 147H186V149L188 148ZM15 148V147H14ZM21 148V147H20ZM67 148V149H68ZM76 148V147H75ZM79 148V147H78ZM77 148V149H78ZM174 148V147H173ZM2 149H3V147H2ZM172 149V148H171ZM194 149V148H193ZM4 150V149H3ZM16 150H17V148H16ZM19 150V149H18ZM45 150H48V149H45ZM165 150V149H164ZM165 150V151H166ZM174 150V149H173ZM196 150V149H195ZM51 151V150H50ZM71 151V150H70ZM76 151V150H75ZM97 151V150H96ZM114 151V150H113ZM162 151V152H161ZM168 152H169V148H168V150H167ZM186 151V150H185ZM209 151V150H208ZM15 152V151H14ZM28 155H25V153ZM82 152V151H81ZM91 152V151H90ZM161 152V153H160ZM184 151H182V153H183ZM187 152V151H186ZM194 152V150H192V147H191V149H190V147L188 148V152L186 153V155H185V157L184 158H182L183 159V161H181V162H177L176 164H174V165H172V167L170 168V166H171V164H170V166H169V168H168V166H167V164L166 165H163V164H165V162L162 164L161 162H160V160H158V158H155L156 160L154 161V163H152V165H151V159L149 158V159H147L148 161H146V164H148L147 165V167L149 166L150 167V165H151V167L150 168H146V164H143L142 163V168H143V165L145 166V168L147 169V171H151V172H153V173H155L156 175H155V177L158 175V174H160V175H162L161 177H163V179H164V181H159V178H156L154 181H150L149 183H148V181H147V183L146 182H144L145 184H143V183H140V181H137V178L135 177V175H133L132 173H131V175H130V177H129V179L128 180H126V182H128V183H125V182H123V180H119V184H120V186H117V187H120L119 189H121L122 190V194H124L123 192H124V190H129V189H131V190H133V191H135V192H138L137 190H142L146 195H148V196H150V198H152V199H154V200H156V202L158 201V199L159 198H161V197H159L158 198V196H159V194L160 193H162L163 192V188H169V187H171V186H175L174 185V183L175 184H178L181 180H183V181H185V180H192V179H194V178H196L195 176H199L200 174H199V171L201 172V171H205V169H207V166L206 167H202V165L201 164H199L196 160H195V158L192 156V153ZM202 152V151H201ZM204 152H205V150H204ZM9 153V152H8ZM23 153V154H22ZM86 153H87V151H86ZM165 153V152H164ZM216 153H218V152H216ZM220 153V152H219ZM65 154V153H64ZM173 154V153H172ZM178 154H179V152H178ZM206 154H207V152H206ZM214 154V153H213ZM222 154V153H221ZM10 155V154H9ZM47 155V154H46ZM49 155V154H48ZM216 155V154H215ZM26 156H27V158L29 157V160H27V158H26ZM37 156V157H36ZM44 156V157H43ZM138 156V155H137ZM213 156V155H212ZM11 157H13V155L11 156ZM22 157V156H21ZM136 157V156H135ZM134 157V158H135ZM178 157V156H177ZM219 156H217L216 157V159L218 158ZM224 157V156H223ZM226 157V156H225ZM223 158V161H224V163H225V165L224 166H229L230 167V170H231V173L233 172V174L230 176V177H227L226 175L228 174V173H230V171L229 170H227V171H229V172H224L223 174H222V170L224 169L223 167H222V165H221V167L223 168V169H221V171L219 170V169H217L218 167H220V164H218V165H216V167L214 168V169H216V170H214V172L217 174L216 175V177H214V176H212L211 178L209 177V179H206L207 181L208 180H210V181H212V178H217V177H219L220 179H219V181H215V182H207L208 184L205 186V188L203 187V189H199V188H197V189H199V190H196V191H193V193L194 194H189V195H191V196H188V197H190V199L189 198H187L186 200L188 201V199H189V201L193 204V205H195L194 207H199L200 209H198V208H195V209H198V210H195V209H193V211H195V213H196V211H198L199 212V214L198 215H196L195 217H198V216H200V218L201 217H208L209 218V220L211 221V223H217V222H215V221H218L219 219H221V218H223L224 217V219L226 218V219H228L229 217H232L233 219H231V220H227V222H229V223H232L233 224V222H235L236 220L238 221V218H240V216L242 215L243 216V213L245 212L246 213V210L244 211H242L241 209V212H243V213H241V214H236V212H234V210H233V208L234 207H236V206H243V208L245 207V209L247 208L248 210V212L245 214L246 215V218L245 219H242V220H244V222H241L240 221V223H236L234 226H231L232 228L234 227V229L236 230H239V232H240V234H243V230L246 228V227H249V226H253V225H255V223H260L261 221H264V177L260 180V179H258V180H260V181H256V180H251V179H248V178H246V176L244 177L240 172L241 171H238L237 169L238 168H236L235 167V165L233 164V162H231V161H229V160H227L226 158ZM46 158H47V156H46ZM134 158H133V160H134ZM139 158V157H138ZM213 158V157H212ZM212 158H210V160L212 159ZM23 159V160H24ZM50 159V158H49ZM162 159V158H161ZM173 159V158H172ZM200 159V158H199ZM215 159V158H214ZM222 159V158H221ZM17 160V159H16ZM25 160H24V162H25ZM132 160V159H131ZM136 160H138V159H136ZM144 160V159H143ZM149 160H151L150 162H149ZM163 160V159H162ZM209 160V159H208ZM220 160V159H219ZM8 161V160H7ZM44 161V160H43ZM39 162H40V160H39ZM38 162V163H39ZM76 162V161H75ZM134 162V161H133ZM148 162V163H147ZM168 162V161H167ZM19 163V162H18ZM37 163V164H38ZM50 163V162H49ZM144 163H145V160H144ZM149 163H150V165H149ZM223 163V164H224ZM207 164V163H206ZM213 164H214V162H213ZM216 164V163H215ZM256 164H258V163H256ZM11 165H14V164H11ZM18 165H20V164H18ZM49 165H50V167H49ZM169 165V164H168ZM46 166H48V168H49V170H50V168H51V164H48V162H47V165ZM53 166L55 167V164H53ZM204 166V165H203ZM227 166V167H228ZM94 167V166H93ZM228 167V168H229ZM200 168H203L204 170H201ZM52 169V168H51ZM106 169V168H105ZM107 169H109V167L107 168ZM144 169V168H143ZM142 169V170H143ZM146 169H145V171H146ZM200 169V170H199ZM209 170H211V168L209 169ZM225 170V169H224ZM14 171V170H13ZM26 171V170H25ZM44 171H46V170H44ZM51 171V170H50ZM259 171V170H258ZM257 171V172H258ZM51 172H53V170L51 171ZM50 172V173H51ZM206 172V171H205ZM208 172V171H207ZM211 172V171H210ZM209 172V174L208 175H205V176H203V177H206V176H209L211 173ZM36 173H37V171H36ZM38 173L39 174H41L39 171H38ZM86 173V172H85ZM93 172H91V174H92ZM128 173V172H127ZM130 173V172H129ZM128 173V174H129ZM150 173V172H149ZM196 173V174H195ZM202 173V172H201ZM215 173H213V174H215ZM28 174V173H27ZM126 174V173H125ZM127 174V175H128ZM152 174V173H151ZM195 174V175H194ZM203 174V173H202ZM225 174V175H224ZM45 175V174H44ZM119 175V174H118ZM133 175V176H132ZM222 175H223V177H222ZM259 175V174H258ZM261 175V174H260ZM259 175V176H260ZM81 176V175H80ZM142 176H143V174H142ZM229 176V175H228ZM251 176V175H250ZM92 177H94V176H92ZM147 177V176H146ZM160 177V176H159ZM202 177V178H203ZM12 178V177H11ZM75 178V177H74ZM208 178V177H207ZM257 177H255V179H256ZM43 179V178H42ZM204 179V178H203ZM44 180H46V178L44 179ZM125 180V179H124ZM152 180V179H151ZM201 180V179H200ZM205 180V179H204ZM203 180V181H204ZM221 180V181H220ZM144 181H146V180H144ZM168 181H170V183H166V182H168ZM183 181H182V183H183ZM48 182V181H47ZM66 182V181H65ZM64 182V183H65ZM79 182V181H78ZM176 182H178V183H176ZM192 182V181H191ZM206 182V181H205ZM30 183V182H29ZM50 183V182H49ZM111 183V182H110ZM21 185V184H20ZM19 185V186H20ZM23 185V184H22ZM21 185V186H22ZM25 185V184H24ZM28 185V184H27ZM27 185L25 186V187H19V188H16L17 190H15V191H18V193H20V194H22V192H24V190L26 189V187H27ZM66 185V184H65ZM96 185V184H95ZM115 185V184H114ZM92 186V185H91ZM93 186H94V184H93ZM113 186V185H112ZM111 186V187H112ZM116 186V185H115ZM194 186V185H193ZM201 186V185H200ZM199 186V187H200ZM16 187V186H15ZM18 187V186H17ZM195 187V186H194ZM218 187H221V190L220 191H216L217 189H218ZM114 188V187H113ZM7 189V188H6ZM38 189V188H37ZM47 189V188H46ZM56 189V188H55ZM183 189V188H182ZM28 190V189H27ZM39 190V189H38ZM44 189H42V191L41 190H39V192H37L38 194L39 193H41V194H39V196H37L35 193H34V198H33V194H32V199H33V201H34V199H36L37 200V197H38V199H39V197L41 198V201H43L42 199H44L45 200V197H47V203L48 202H50L49 203V206H48V208L50 207L51 208V206H53V205H51L52 204V202L54 201V199H56L55 197L54 198H52V200L53 201H49L48 199L50 198L49 197V195H47V196H45V190L43 191ZM65 190V189H64ZM102 190V189H101ZM116 190H118V189H116ZM167 190V189H166ZM223 190V191H222ZM70 191V190H69ZM115 191V190H114ZM119 192V195H121L120 194V190H118ZM162 191V192H161ZM177 191V190H176ZM44 192V193H43ZM56 192H57V189H56ZM61 192V191H60ZM71 192V191H70ZM115 192H117V191H115ZM182 192V191H181ZM166 193V192H165ZM191 193V192H190ZM14 194V196H15V193H13ZM24 194V193H23ZM44 194V195H43ZM60 194V193H59ZM63 195H64V191H63V193H62ZM62 194H60V195H58L59 196V198H61L62 200H65V199H63L64 198V196H61ZM107 194V193H106ZM168 194H171V192H169ZM69 195V194H68ZM67 195V196H68ZM94 195V194H93ZM108 195V194H107ZM115 195H117V194H115ZM145 195V196H146ZM187 195V194H186ZM29 196V195H28ZM37 196V197H36ZM43 196H45V197H43ZM54 196V195H53ZM61 196V197H60ZM72 196V195H71ZM125 197V194L124 195H122V198H124ZM168 196V195H167ZM43 197V198H42ZM98 197V196H97ZM134 197V196H133ZM27 198V197H26ZM72 198V197H71ZM96 198V197H95ZM98 198H100V197H98ZM137 198H138V200L140 199L141 200V195H140V193H137ZM145 198V197H144ZM158 198V199H157ZM165 198V197H164ZM171 198V197H170ZM225 198V199H224ZM29 199V198H28ZM31 199V198H30ZM31 199V200H32ZM61 199H60V201H61ZM69 199V198H68ZM110 199V198H109ZM36 200L34 201V203L36 202ZM40 200V199H39ZM45 200V201H46ZM120 200V199H119ZM140 200H139V203H140ZM178 200H180V199H178ZM44 201V202H45ZM65 201H67V200H65ZM64 201V202H65ZM69 201H70V203L72 202L70 199H69ZM207 201L209 202L208 203V207H210V206H212V205H214L211 209H209L208 207V209L209 210H206L205 209V206H204V203L205 204H207ZM221 201V202H220ZM38 202V201H37ZM37 202H36V204H37ZM64 202H62L61 201V203L62 204H64ZM92 202V201H91ZM91 202L90 203H88V205L91 207ZM155 202V201H154ZM159 202H161V201H159ZM171 202V201H170ZM211 202V203H210ZM223 202V203H222ZM8 203V202H7ZM27 203V202H26ZM38 203H40V202H38ZM42 203V202H41ZM55 203V205L57 204V201H55L54 202ZM95 203H96V201H95ZM106 203V202H105ZM125 203V202H124ZM191 203L190 204H188V205H191ZM214 203V204H213ZM13 205H14V208H12L10 205V207H11V210H13V211H11V212H14L13 214L12 213H9L8 212V208H6V210H5V213L6 214H8V216H7V219L4 221L2 218H1V216H0V223H2L1 225H3V226H5L6 227V229H7V231H8V233H10V234H12L13 235V238H15L16 239V241H15V239H11L12 237H11V235H10V237H9V240H7V242H6V244H5V246L7 245V248H8V250H7V254H8V257H9V260H7V264H23V263H25V261L27 260V255L25 254V253H23V251L21 250L22 249V246L23 245H27L28 246V248L30 249V251H31V253H33L34 252V247L33 246H31V243L29 244V243H27L26 241H24V240H22V238H20L19 236H18V234H16L17 232H19V230H23V231H25L26 232V236H28V238H31V239H33L35 242H37L38 241V243H39V241H41V236L39 235V234H37L38 233V231H36L35 230V227L34 226H36V225H31V223L29 222H25V220H24V216H21V218H23V219H19L17 216H19V215H16L15 214V209L17 210V204L18 203H12ZM11 204V205H12ZM62 204H58V206L59 205H62ZM102 204V203H101ZM107 204V203H106ZM136 204H138V202L136 203ZM162 204V203H161ZM211 204V205H210ZM41 205V204H40ZM39 205V207H41ZM71 205V204H70ZM78 205V204H77ZM88 205H86V207L84 208L85 210H86V208L88 207ZM99 204H97L96 206H98ZM108 205V204H107ZM165 205V204H164ZM164 205H161L160 207H162V206H164ZM169 205H171L170 203H169ZM63 206V205H62ZM62 206H59V207H62ZM66 206V205H65ZM102 206H104V205H102ZM159 206V205H158ZM168 206V205H167ZM10 207H9V210H10ZM16 207V208H15ZM38 207V208H39ZM53 207H55V206H53ZM52 207V208H53ZM56 208V210L57 209H59L56 213H57V215H58V212L60 211V212H62L63 211V213H64V208H62L63 210H61L60 208ZM107 207V206H106ZM166 207V206H165ZM193 206H192V208H194ZM37 208V207H36ZM47 208V209H48ZM52 208H51V210H52ZM55 208H53V212H54V210H55ZM74 208H77L75 205H74ZM145 209H146V207H144ZM154 208V207H153ZM242 208V209H243ZM41 209V208H40ZM147 209H148V207H147ZM147 209H146V212H147ZM163 209V211L164 212H166V215H168L167 216V221H165L166 220V218L164 219V218H162L163 219V221H165V222H163V223H161L162 224V227L160 226V224H156L155 226L153 225V227H155L156 229L157 228H159V226L162 228V230H165L164 228H167L166 230H171L172 232H174V231H177V228L180 230V228L184 231V230H186L184 233H186V234H182V235H179L178 233L179 232H177V234H178V236H176V237H172V240L170 239H168L169 241L168 242H170V243H165V245L163 246V247H161L158 251H157V253H156V256H157V258H160V259H164L166 256H167V254L170 252V251H172V252H179V254L180 253H183V254H187V256H188V258H190L189 260L191 261L192 259H196V257H202V259H204V261L205 262H208V264H211L212 263V261L213 262H216L217 264H248L247 263V261H246V255L248 254V253H250L251 251H253L254 250V252H256L257 254L259 253L258 251H260V249H261V244H257V243H251V242H245V240L242 238H240L239 237V239H238V244L235 242V239H236V236H231L228 232H225V231H227V230H225L224 231V229H229V228H223V229H218V231L216 230H213V232H212V230H211V228H209L210 229V231L208 232L207 230H205L206 229V227L204 228V231H199L198 229H197V227H194V228H196L197 230H195L194 228H192L191 230H187V229H190V227H189V225L190 224H188L187 226H188V228L185 226V221H187V220H185L184 222H183V220H180L179 219V216L177 215H173V214H171L169 211H168V207L167 208H165V209H167V210H165L164 208H162ZM170 209V208H169ZM3 210V209H2ZM38 210V209H37ZM65 210H67L66 209V207H65ZM74 210H76V209H74ZM78 210V209H77ZM85 210H79L78 211V214L80 215V216H82L85 220H87L88 222H89V224L91 223L92 224V226H93V228H94V225H93V220L94 221H96V222H99L100 224H102V220H101V222H100V220L99 219H101V218H99V217H97V214H102V211H100V209L99 210H97L96 209V207L94 206V207H91L90 209H88L87 208V212L85 211ZM134 210V209H133ZM149 210V209H148ZM190 210H192V209H190ZM68 211V210H67ZM66 211V212H67ZM185 211H186V209H185ZM239 211V210H238ZM52 212V213H53ZM104 212V211H103ZM180 212V211H179ZM197 212V213H198ZM240 212V211H239ZM18 213V212H17ZM48 213V212H47ZM46 213V214H47ZM105 213H107V211L105 212ZM173 213V212H172ZM176 213V212H175ZM174 213V214H175ZM196 213V214H197ZM238 213V212H237ZM15 214V215H14ZM27 214H29V213H27ZM37 214V213H36ZM49 214V213H48ZM67 214H69V212L67 213ZM66 214V215H67ZM104 214V213H103ZM1 215V214H0ZM14 215V216H13ZM61 215V214H60ZM60 215L58 216V217H60ZM106 215H109V214H106ZM106 215H100V216H102V217H104V216H106ZM135 215V214H134ZM159 214H157V217H158V219H159V216H161V215H159ZM164 215V214H163ZM165 215V216H166ZM189 215V214H188ZM16 216V217H15ZM65 216V215H64ZM63 216V217H64ZM73 216V215H72ZM150 216V215H149ZM156 216V215H155ZM194 216V215H193ZM241 216V217H242ZM6 217V216H5ZM62 217V216H61ZM67 217H68V215H67ZM154 217V216H153ZM156 217V218H157ZM178 217V218H177ZM186 217V216H185ZM206 217V219L208 220V218ZM243 217H245V216H243ZM26 218V217H25ZM71 218V217H70ZM99 218V219H98ZM138 218V217H137ZM168 218L171 220V222H173V223H170L169 222V220H168ZM205 219V218H204ZM224 219L222 220V221H224ZM226 219H225V221H226ZM75 220H78V219H75ZM155 220H157V219H155ZM201 220V219H200ZM212 220L214 221V222H212ZM138 221V220H137ZM35 222V221H34ZM39 222V221H38ZM37 222V223H38ZM103 222H105L104 220H103ZM133 222V221H132ZM141 222V220L139 221V223ZM169 222V223H168ZM189 222H191L190 220H189ZM219 222V221H218ZM226 222V223H227ZM239 222V221H238ZM41 223V222H40ZM186 223H188V222H186ZM90 224V225H91ZM141 224V223H140ZM207 224V223H206ZM205 224V225H206ZM219 224V223H218ZM256 224V225H257ZM263 224V223H262ZM39 225V224H38ZM105 225V224H104ZM112 225V224H111ZM258 225H261V224H258ZM102 226H103V224H102ZM191 227L193 226V223L190 225ZM196 226V225H195ZM210 226H214V225H210ZM216 226V225H215ZM226 226V225H225ZM52 227V226H51ZM68 227V226H67ZM96 227V226H95ZM136 227V226H135ZM230 227V226H229ZM230 227V228H231ZM255 227H258V226H255ZM48 228V227H47ZM187 228V229H186ZM207 228V229H208ZM231 228V229H232ZM251 228V227H250ZM254 228V226L252 227V229ZM259 228V227H258ZM5 229V230H6ZM46 229V228H45ZM67 229V228H66ZM69 229H71V228H69ZM97 229V228H96ZM99 229V228H98ZM110 229V228H109ZM113 229V228H112ZM208 229V230H209ZM214 229V228H213ZM247 229V228H246ZM251 229V230H252ZM18 230V231H17ZM47 230V229H46ZM63 230V229H62ZM139 230V229H138ZM147 230V229H146ZM166 230H165V232H166ZM178 230V231H179ZM222 230L224 231V233L222 232ZM259 230V229H258ZM48 231V230H47ZM99 231V230H98ZM97 231V233H99ZM143 231H145V230H143ZM171 231H169V232H171ZM254 231H257V230H254ZM85 232V231H84ZM163 232V231H162ZM171 232V233H172ZM223 234H222V233ZM234 232V231H233ZM246 232V231H245ZM260 232V231H259ZM258 232V234L256 233H254L256 236L258 235L259 237L261 236V235H259V234H261L262 232H264L263 230L259 233ZM40 233V232H39ZM48 233V232H47ZM66 233V232H65ZM142 233V232H141ZM247 233V232H246ZM250 233H251V231H250ZM249 233V231H248V234H245V235H249L250 234ZM20 234V233H19ZM51 234V233H50ZM102 234V233H101ZM134 234V233H133ZM176 234V235H177ZM253 234V233H252ZM262 234H264V233H262ZM145 235V234H144ZM149 235V234H148ZM165 235V234H164ZM171 235V234H170ZM232 235H234V233L232 234ZM236 235V234H235ZM58 236V235H57ZM251 236H253L254 237V235H251ZM262 236H264V235H262ZM261 236V237H262ZM141 237V236H140ZM148 237V236H147ZM150 237V236H149ZM153 237V236H152ZM151 237V238H152ZM164 237V236H163ZM234 237H235V239H234ZM253 237H251V239L253 238ZM261 237H260V239H261ZM55 238V237H54ZM70 238V237H69ZM135 238V237H134ZM249 238V237H248ZM264 238V237H263ZM262 238V239H263ZM93 239V238H92ZM99 239V238H98ZM106 239V238H105ZM148 239V238H147ZM166 239V238H165ZM241 239V240H240ZM254 239V238H253ZM260 239H257L258 241H255V242H259V243H262V241L260 242L259 240ZM117 240V239H116ZM157 240V239H156ZM255 240H256V237H255ZM108 241V240H107ZM152 241H154L153 240V238H152ZM83 242V241H82ZM41 243V242H40ZM74 243V242H73ZM85 243V242H84ZM89 243V242H88ZM116 243V242H115ZM18 244H19V246H18ZM37 244V243H36ZM82 244V243H81ZM138 244V243H137ZM142 244V243H141ZM106 245V244H105ZM155 245H156V243H155ZM39 246H40V244H39ZM76 246V245H75ZM41 247V246H40ZM151 247H153L152 245H151ZM155 248L157 247V246H154ZM85 248V247H84ZM116 248V247H115ZM138 248V247H137ZM1 249V248H0ZM77 249H79V248H77ZM82 249V248H81ZM121 249V248H120ZM124 249V248H123ZM154 249V248H153ZM153 249H151V251L153 250ZM262 250H264V246H263V248H262ZM5 251H6V248H5ZM51 251H53V250H51ZM50 250H49V252H51ZM58 251V250H57ZM60 251V250H59ZM70 251H72V252H76V249L75 248H71V250ZM79 251V250H78ZM138 251V250H137ZM82 252H84V251H82ZM79 253V257H80V259L82 258V255H83V253ZM119 252V251H118ZM121 252V251H120ZM120 252H119V255H120ZM124 252V251H123ZM153 252L154 251H152V254L151 255H153ZM264 252V251H263ZM6 253V252H5ZM42 253V252H41ZM53 253H55V251L54 252H51V253H46V254H44V256L43 257H40L39 259H37L36 260V262H35V264H53V261H55L54 259H53V257H52V254ZM59 253H61V252H59ZM116 253V252H115ZM124 253H126V252H124ZM171 253V252H170ZM72 254V253H71ZM74 254V253H73ZM76 254V253H75ZM75 254L73 255V258L72 259H75ZM113 254H114V252H113ZM122 254V253H121ZM154 254H155V252H154ZM175 254V253H174ZM206 254H208V255H206ZM255 254V253H254ZM256 254V255H257ZM54 255H56V254H54ZM69 255V254H68ZM169 255V254H168ZM60 256V254H58V257ZM95 256V255H94ZM122 256V255H121ZM120 256V257H121ZM124 256V255H123ZM79 257L78 258H76V260H75V263L76 264H80V260H79ZM97 257V256H96ZM100 257V256H99ZM110 257V256H109ZM153 257H155V255L153 256ZM178 257H180V255L178 256ZM182 257V256H181ZM185 257V256H184ZM226 257H228L227 259H226ZM56 258H57V255H56ZM108 258V257H107ZM111 258V257H110ZM118 258V257H117ZM131 258V257H130ZM187 258V259H188ZM200 258H198V259H200ZM256 258V257H255ZM154 260H155V258H153ZM79 260V261H78ZM94 260H96V259H94ZM102 260V259H101ZM118 260V259H117ZM128 260V259H127ZM165 260V259H164ZM166 260H168V259H166ZM177 260V259H176ZM105 261V260H104ZM108 261V260H107ZM184 261H186V258H184ZM189 261V262H190ZM203 261V260H202ZM203 261V263L205 264V262ZM251 261V260H250ZM259 261V260H258ZM154 263H156V261H153ZM162 262V261H161ZM187 262L188 261H186V264H187ZM200 262V261H199ZM92 263V262H91ZM111 263V262H110ZM139 263H140V261H139ZM197 263H198V261H197ZM196 263V264H197ZM71 264H73V263H71ZM133 264V263H132ZM163 264H165V263H163ZM192 264V263H191ZM213 264V263H212ZM254 264H255V262H254ZM259 264V263H258Z\"/></svg>",
	"mask_w": 264,
	"mask_h": 264
},
{
	"label": "built area",
	"instance_id": "3",
	"mask_svg": "<svg viewBox=\"0 0 264 264\" xmlns=\"http://www.w3.org/2000/svg\"><path fill=\"white\" fill-rule=\"evenodd\" d=\"M51 1L57 7V15L54 22L47 26L48 30L51 31L50 35L43 31H34L33 27L22 19L19 20L18 27L22 26L25 30L31 29L36 32L46 48L55 52L56 59L68 65L69 71L65 75L54 74L66 88L68 98L72 97L81 101L92 112L95 122L104 123L102 113L88 101L89 97L87 95L91 94L94 102L105 103L107 107L123 117L131 125L133 136L140 137L146 143H149L151 138L149 131L143 127L140 120L131 118L130 112L140 105L137 98H128L124 103L127 109L123 110L120 107L118 98L114 96L120 91L118 85L128 82L132 91L146 93L166 108V111L160 116L162 123L176 124L182 122L179 109L163 100V93L168 86V82L164 83L162 81L163 77L158 75L156 68L151 69L145 62L146 57H152V44L156 41L155 29L151 25H148L145 31L140 34L128 32L127 39L132 38V42L128 44L127 51H121L111 41V34L116 22L121 21L123 18L120 7L111 5L113 0ZM139 2L140 0H131L132 4ZM15 22H18V20ZM58 43H62V45L55 48ZM91 44H98L100 47L99 58L94 62L91 70L80 69L73 62V57L81 56L83 51ZM106 61L122 69L126 73V78L105 76L102 73L101 64ZM171 70L172 67H165L166 72ZM25 76L29 87L40 88V85L34 82L28 72ZM46 77V75L41 76V81H45ZM16 91L19 94L23 91V88L19 87ZM107 91H110L111 94L108 95ZM53 108L61 109L69 118H73L76 113L74 106L71 104L65 105L56 102L51 104L49 110ZM22 251L28 254L31 257L32 264H35L34 255L31 254L27 245L22 246Z\"/></svg>",
	"mask_w": 264,
	"mask_h": 264
},
{
	"label": "trees",
	"instance_id": "4",
	"mask_svg": "<svg viewBox=\"0 0 264 264\" xmlns=\"http://www.w3.org/2000/svg\"><path fill=\"white\" fill-rule=\"evenodd\" d=\"M228 13L231 15L230 11L228 10Z\"/></svg>",
	"mask_w": 264,
	"mask_h": 264
}]
</instances>
